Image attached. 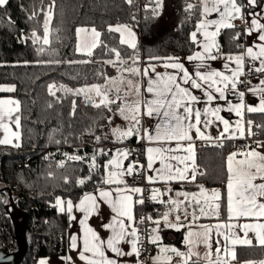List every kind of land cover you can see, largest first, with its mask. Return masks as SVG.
I'll list each match as a JSON object with an SVG mask.
<instances>
[{
  "label": "trees",
  "instance_id": "obj_1",
  "mask_svg": "<svg viewBox=\"0 0 264 264\" xmlns=\"http://www.w3.org/2000/svg\"><path fill=\"white\" fill-rule=\"evenodd\" d=\"M177 2V24L156 40H152L157 19L154 0H147L140 25L136 23L133 2L127 0H8L0 7V84H10L15 89L0 95L12 96L20 103L19 147L0 144V241L15 243L8 215L11 197L27 216L29 250L23 264H35L42 256L65 254L67 212L64 205V212L55 206L57 197L63 203L67 199L75 201L86 192L107 186L102 182L107 155L98 153L97 144L104 142L113 123L112 105L95 107L93 102H86L84 94L77 95L65 87L103 84V61H120L135 55L139 64L192 54L195 44L190 32L201 18L202 8L198 0ZM188 4L195 7L189 9ZM47 10L51 18L49 44L45 45L41 37ZM116 24L137 28L139 39L135 49L122 44L118 32L109 30ZM78 27H92L100 33L91 56L76 50ZM34 31L39 37L35 43ZM243 44L241 26L221 28L216 36L217 55H242ZM41 48L43 52L39 51ZM49 85H54V96L49 94ZM247 120L253 121L252 131L264 139V128L256 127L264 125V113L248 114ZM125 141L132 147V157L140 159L142 147L136 136ZM242 143L243 140L231 139L200 143L195 161L198 172L204 175L198 174L195 182L184 185L188 190H197L201 185L220 186L221 218L226 208L227 152ZM74 155L84 159H68ZM93 155L97 167L90 169ZM79 180L85 182L80 184ZM159 208L158 216L164 206ZM236 254L240 259H258L264 256V246L238 247Z\"/></svg>",
  "mask_w": 264,
  "mask_h": 264
},
{
  "label": "snow or ice",
  "instance_id": "obj_2",
  "mask_svg": "<svg viewBox=\"0 0 264 264\" xmlns=\"http://www.w3.org/2000/svg\"><path fill=\"white\" fill-rule=\"evenodd\" d=\"M8 0H0V7L5 6ZM131 3L132 0H127ZM257 0H247L248 5L255 4ZM203 5V14L211 12H218L221 19L217 20H204L201 21L191 34L193 42L200 43L197 39V33L202 29L205 42L203 44V51L196 52L193 56L187 59L199 60L201 64L197 65V68H201L205 59H216L217 57L212 54L213 49L216 48L215 37L218 34L220 27H234L231 23H225L226 19H243L241 9L244 5L239 3V0H201ZM221 5L223 10H221ZM51 7V6H50ZM195 5L188 4V8L192 9ZM33 16L35 13L32 14ZM31 18V17H29ZM50 20V13L46 15L44 25V37L43 43L49 44L48 39V23ZM209 26H215L216 31H208ZM252 28L248 30L251 34L253 29H259L260 41H264V24L258 22L256 18L252 19ZM110 31L120 32L123 36L121 26L115 28H109ZM77 52H86L87 55H92V50L97 46L96 42L89 43L86 28H77ZM91 34L94 40H98L100 33L95 28L91 29ZM130 31V30H129ZM85 33L84 39L80 40V34ZM34 43L39 39L36 32H33ZM238 38V36H237ZM122 44H129L130 47L135 49L136 45L125 39H121ZM258 51H254L253 47H248L244 55L228 56L229 61H234L236 69L231 71V75H225L218 71H196L190 74L185 68L184 64L169 57L165 60L164 67L177 70V74H160L156 73V78H149L147 81L146 92L151 95V98L138 99L136 101L129 102L127 98H123L122 105L119 107V114L124 119L129 120L130 127L126 130L120 128L113 129V134L117 136L118 140L127 139L128 137L137 134L141 131L140 124L143 116L158 117L159 122L155 125L154 129H144L143 134L140 135L141 140H147L149 144H156L158 146H149L146 148V167L148 170L155 173V175H149L147 177L149 183H154L157 180L169 183L172 181H188L195 182L197 175H204L203 172H198V166L195 161V147L193 143V137L191 135L194 130L198 139H211L206 136L202 131L201 125L204 129H207L210 125L219 121L223 124V131L220 133L218 140L235 138L237 133L241 138H244L247 131V136H255L257 133L252 131L253 121H247V130L245 131L244 113H264V43L257 46ZM39 51L43 52L41 48ZM112 51H116L113 49ZM119 59V53L116 52ZM245 56L251 60H259L260 66L254 67L257 73L262 74V78L259 82V86L250 91L254 95H259L260 100L258 106L246 105L244 102V92L237 93V85L239 76L243 74V65ZM158 59V58H154ZM87 62V61H83ZM59 63V61H57ZM123 63V61H121ZM137 61L133 60V64ZM229 66L226 64L225 68ZM133 75L141 74L138 67H129L126 69ZM151 71L155 72V66H151ZM149 69L143 70L142 75L148 76ZM182 74V75H181ZM129 88H134L137 96H140L141 88L139 85H134L133 81H128ZM189 85L190 87H185ZM206 86V87H205ZM63 87V86H62ZM54 85H49V94L55 95L53 91ZM191 89H202L204 96L206 97L205 103L209 107H205L203 111L196 107L201 102V98L195 95ZM231 89L234 94H238L240 102L232 104L228 101L229 107L226 109L229 112H235L239 119L236 121L235 128H232L230 122L220 115L222 109L220 107H210L214 100H227L226 91ZM4 91L12 92L14 87H8L2 89ZM72 91V90H67ZM112 89H105L103 86L92 85L90 87L77 89L75 94L91 93L95 92L97 97H101L99 103L94 104L95 107H109L115 104L118 100H122L119 95V89H116V100L110 98V92ZM218 94V95H217ZM86 102L91 103L92 97L86 96ZM51 107V105H49ZM20 103L14 99H0V130H3L4 136L0 139V144H11L13 140H19L20 134L11 128V124H15L16 128L20 127ZM257 128H264V125H257ZM99 139V137H97ZM172 142H175V147H172ZM185 142H187L185 144ZM256 148H249L247 151L232 152L227 157V214L229 221L240 218L253 219L256 222L243 223V224H216V225H201L200 231L189 230L186 235V242L189 245V252L187 255L184 252L179 251L175 247H161V256L154 258V264H172V257L166 255L169 251L175 253L177 257H181L179 264H190L193 255H196L191 251V245L193 244V237L196 241L202 242L206 247L211 249V233L215 229L218 237H223L224 244L221 246V241L217 239L216 243L218 247L215 251V260L211 259L212 253L209 252L206 257L208 264H230L227 259L221 257L220 253L223 249L225 256L231 255L232 259H235L234 247L236 245H252V240L248 238V233L251 231L255 234L256 241L259 245L264 246V222H260L264 218V152L258 151L259 148H264V142L256 141ZM15 147H19V144H14ZM222 146V145H221ZM101 155H107V153L101 149ZM130 152L128 150H117L116 155L109 159L104 168L106 170V177L103 179V183L109 186L116 185L115 188L109 187V189H99V198L107 202L116 214L113 217V221L110 224L105 225L106 228L111 230L112 235L109 236L107 241H104L100 236L88 225L87 221L89 216L96 210L97 197L93 194L86 193L80 200L79 204L73 205L71 200L67 201V211L71 213L73 208L76 207L79 211L84 213V218L80 220L82 226V241L83 248L80 250L79 258L84 261L85 264H118L116 259L110 258L106 255V250L115 253L119 256H131L135 254L139 256L140 249L138 248L139 236L138 229L131 226V224L125 221H134L132 209L135 204H143L142 193L144 189L140 187H129L125 184L123 177L130 176L137 171L143 169L144 165H138V163H129L127 167H124V160L129 159ZM240 157V158H237ZM70 160H82L80 156H69ZM92 163L89 165L90 169L97 167L96 156H92ZM159 161L160 167H154L155 163ZM173 161L175 163H173ZM62 166V164H61ZM90 179V177H89ZM259 181V182H258ZM84 180H79L78 183L83 184ZM123 185V187H121ZM171 191V189H169ZM140 194V199H134V197ZM162 195L159 189H153L151 199L160 203H166L170 205L167 212L163 214L161 220L167 227L177 228L182 227L179 223L180 217L176 216V223L169 221V215L173 211L179 212L181 207L187 215L189 207L192 208L193 220L198 219L196 216V210L203 216L216 215L219 216L220 209V191L218 189L211 190V194L208 195L207 190L201 185L199 193L189 194L187 192L177 193L178 196L182 195L183 200L169 199L164 201L159 199ZM56 206L59 207L61 212L65 211L63 207V201L58 197L56 200ZM207 206V207H206ZM74 219V217H71ZM145 218L141 217V221ZM147 219L151 220V217ZM161 220H156L154 223L159 225ZM129 228L131 231L129 232ZM239 228L244 232L243 238H241L234 229ZM227 229V231H223ZM153 232H157L158 228L152 229ZM77 236L71 237V247L77 248ZM152 243H157L160 237L154 236L150 238ZM130 243L131 251L125 252L120 247L121 243ZM71 259L70 257L68 258ZM39 264H48L44 259L39 261ZM192 264H199V260L192 262Z\"/></svg>",
  "mask_w": 264,
  "mask_h": 264
},
{
  "label": "crops",
  "instance_id": "obj_3",
  "mask_svg": "<svg viewBox=\"0 0 264 264\" xmlns=\"http://www.w3.org/2000/svg\"><path fill=\"white\" fill-rule=\"evenodd\" d=\"M198 2L200 3L201 8H202V16L198 20V22L196 23L195 28L190 32V38H191V34L194 31H196L197 25L201 21H204V20H209V21L217 20V21H219L221 19L218 12H211V13H208L206 15L203 14V5L201 3V0H198ZM163 3L165 4V9L162 11V13L160 15L159 14V12H160L159 7H160V4H163ZM177 3H178L177 0H154V4H155V6H157V19H156V22L154 24L152 40H156L158 38L165 36L177 24V22H178ZM239 3L241 5H244V7L241 9L242 14H243V19H241V18L226 19L225 23H231L234 26H236L237 22H240V24L243 28V33H244V44H243V54H242V55H244L246 53V50L248 47H253L254 51H258L257 46L264 43V41H260V39H259V35H260L259 29H253L251 34L248 33V30L253 27L252 26V19L253 18H256L259 23L264 24V0H257V2L255 4H252V5H248L247 0H239ZM221 10H223L222 5H221ZM221 28H224V27H220L219 30ZM216 30L217 29L215 26H209V28H208V31H216ZM203 32H204V30L202 29L200 32L197 33V39L200 41V43L194 42V44H195L194 52L190 55H187V56H181L176 60H178V62L184 64L185 68L189 71V73L193 74V75L198 70L204 71V72L214 70V71L224 73L225 75H231V71L236 69L235 62L229 61L227 59V57H218L216 48L213 49L212 54L215 55L217 58L214 60L213 59H205L203 61L201 68H199V69L197 68V65L201 64V61H199V60L190 61L187 59L188 57L193 56L196 52H198V51L202 52L203 51V44L205 42H207L205 40ZM76 33H77V31H76ZM138 39H139V35H138ZM191 40H192V38H191ZM215 41H216V37H215ZM216 47H217V45H216ZM76 48H77V35H76ZM238 55H240V54L232 55V56L235 57ZM136 59L137 58L135 57L134 59H132V61L130 60L129 65L133 64V60H136ZM164 63H165V60L154 61V62L146 61V62H141L139 64L136 63V65H140V71H141V74H140L141 75V99H143V98L150 99L151 98V95L146 92L147 81L149 78L155 79L156 73L177 74V70L172 69V68H165ZM121 64H122L121 60L120 61L114 60V61H111V63L110 62L105 63V67L107 66L106 67V79H107L108 75H113V73H115L116 70L119 69V67H122L125 65V64H122V65ZM226 64L229 66L228 68H225ZM114 65L116 67H114ZM151 66H155V72L151 71ZM259 66H260L259 60L253 61L250 58H248L247 56H245L243 71L249 67L254 69V67H259ZM146 68L149 69L148 76H143L142 75L143 70ZM259 75H260V78L256 81L254 80V81L249 82L247 84L238 83V85H237L236 92L237 93H239V92L245 93L244 102L246 105L258 106V104H259L260 96L258 94L254 95L253 92L250 91V89H253V88H256L259 86V82L262 78V74L259 73ZM106 79H105V81H106ZM239 81H240V76H239ZM90 86H92V85H90ZM90 86H87V87H90ZM184 86L190 87L189 85H184ZM8 87H13V85L0 84V92H8V91L2 90L4 88H8ZM105 89H112V88L108 87ZM112 91H113V89H112ZM112 91L109 94L111 99H113L112 93H114ZM191 91L195 95H197L198 97L201 98V102L199 104H197L196 107L200 108L201 111H203V109L205 107H209V105H207L205 103L206 97L204 96L202 89H191ZM87 94H88L87 96L92 97V102L94 104L99 103V100L101 99V97H97L95 92H91V93H87ZM225 94H226L227 100H219V99L214 100L212 102V104L210 105V107H220L222 109V111L220 112V115L223 116L225 119H227L230 122V125L232 128H235L236 121L239 119V117L236 116L235 112H229L226 109L229 107L228 101H231L232 104H236V103L240 102V98H239L238 94H234L231 89L226 91ZM0 99L17 100L14 97L9 96V95H0ZM248 114H251V113H247L245 111V113H244L245 131L247 130V121H248L247 115ZM18 115H19V113H18ZM142 120H143V122H142V124H143L142 134H143L144 129H154L155 125L159 122L158 117L150 118L147 116H143ZM11 128L15 131H18L20 134V130H19L20 127L17 129L15 124H11ZM201 128H202V131L205 132L206 136L211 137V139H204V140L198 139L196 137L195 131L193 130L191 135L193 137L195 153H196V147L200 143H220L224 140H230L227 138L223 139L222 141L217 139V137H219L220 133L223 131V128H224L223 124L219 121H216L215 123L210 125L207 129H204L203 125H201ZM3 136H4L3 130H0V139H2ZM138 140H139L141 147H142V157L140 159H138V158L135 159L134 157H132V155H131L132 147H128L127 150L130 152V156H129V159L127 160V162L129 164V163H136L138 161L141 163L140 165L145 166L143 169L137 171V173H135L133 175L140 174V177L144 183L150 184L153 187V189H159L162 193V195H160L159 199H161L164 196V197H166L167 201H169V199L183 200L184 197L182 195L178 196L177 193H184V192H187L189 194L199 193L200 188H198L197 190H188L184 187L185 184L190 183L188 181H183V182L172 181L169 183H165L163 181L157 180L154 183H149L147 177L149 175L154 176L155 173L148 170L146 167L147 161H146V151L145 150L149 146L155 147L158 145L149 144V142L147 140H141L139 137H138ZM231 140H243V138H241L239 136V134L237 133L236 137L232 138ZM256 141L264 142V139L258 138ZM17 143L18 144L20 143V137H19V140H13V143H11L9 145H14ZM186 143L187 142H185V144ZM171 146L175 147V142H172ZM255 148H256V143H255ZM117 150H118V148H117ZM258 151L264 152V148H259ZM112 153L113 152L111 150V152L109 154H107V156H106L107 159L105 162H107L109 160V158L111 159L112 157L115 156L116 153H113V154ZM108 155H110V156L108 157ZM237 158H240V157H237ZM135 160H137V161H135ZM226 162H227V159H226ZM173 163H175V162L173 161ZM154 167H156V168L160 167L159 161H157L155 163ZM104 173H105V170H104ZM126 177H129V176H124L123 180H125ZM126 185L129 187H140V188H142L141 185H139V184H126ZM226 185H227V181L224 184V190L226 192V208H225V214L222 218L220 217V213H219L218 217L214 214L208 215V216H203L200 214V212L197 209L196 210V212H197L196 216L198 217V219H196L194 221L192 213H190L188 211H187L186 217H182V215L179 214L180 211L178 213L173 211L169 215V221L172 223H176L177 221H176L175 215L179 214V217H180L179 223L181 225H183L182 227H179V230H177V228H170V227L166 226L163 229L162 234H160L158 232H153V231L151 232L150 238L158 235L160 237V240L157 243H152L150 240V242L152 243V246L154 248V251L148 257L149 264H154V258L162 255L160 253L161 247H169V248L175 247L176 249H178L181 252H184L187 255V253L189 252V245L186 242L187 232L189 230L200 231L201 225H216V224H228V223L243 224V223L256 222L253 219H245V218H240L239 220L233 219V220L229 221L228 214H227V187H226ZM109 187L115 188L116 185H111V186L107 185V186H104L103 188H100V189L107 190V189H109ZM121 187H123V185H121ZM203 187L207 190L208 195L211 194V190H213V189H218L221 193L220 186H212V187L203 186ZM169 189H171V191H169ZM98 190L86 192L89 194H93L97 197L96 210L89 216L87 223L100 236V238L102 240L107 241V239L109 238V236L112 235V233H111L110 229L105 227V225L112 223L113 217L116 214L113 212L112 208L110 207V205L107 202H105L104 200L99 198V191ZM86 193H84L78 200L74 201L71 199H67L65 201V203H63V205L66 208V212H67L66 252H65V254L54 255V256H42V257H39L37 259L35 264H39V261L41 259L46 260L48 262V264H85V262L80 260V258H79L80 250H82V248H83V241H82L83 232H82V226L80 224V220L84 218V213L79 211L76 207H74L73 211L71 213H69L67 211V201L71 200L73 202V205L75 206V205L79 204L81 198ZM156 202H158V201H156ZM162 205L164 206V211L162 212V214L160 216H157L155 218V221L161 220V217L163 216V214L165 212H167L169 207H170V205H168L166 203H164ZM181 209H182V207H181ZM132 212H133V216H134V207L132 209ZM71 217H74V219H72ZM125 222L128 224H131V226L135 227L134 221L129 222L126 220ZM161 222H163V221L161 220ZM260 222H264V218H262ZM156 226H157V224H156ZM130 231H131V228H129V232ZM223 231H227V229H223ZM234 231L241 238H243L244 232L242 230H240L239 228H236V229H234ZM72 236H77V238H78L77 239V248H75V249H73L71 247V237ZM179 238H181L182 240L178 241ZM248 238L252 240V245H236L234 247L235 259H232L230 254L228 256H225L223 249L221 250V253H220L221 257L224 259H227L230 262V264H264V256L259 257L258 259H253V258L240 259L237 257L236 251H237L238 247L261 246L257 243L256 238H255V234L253 232L250 231L248 233ZM217 239H219L221 241V246H222L224 244L223 237L222 236L218 237L215 229H213V231L211 233V240H210L211 249H209L202 242L196 241V238L193 237L194 242L191 245V251L193 253H195L196 255L192 256L190 264H192V262L197 261V260H199V264H208L206 257L208 256L209 252L212 253L211 259L215 260V258H216L215 257V251H216V248L218 247V245L216 243ZM182 246H183V249H182ZM120 247L125 252L131 251V244L130 243H123L122 242ZM106 255H108L112 259H116L118 261V264H138L137 256L135 254H133L131 256L125 255V256L117 257L115 253H112L111 251L106 250ZM166 255L171 256L173 258L172 264H179V262L181 261V257H177L175 255V253H173L171 251L166 253ZM69 257L71 258L70 260L68 259Z\"/></svg>",
  "mask_w": 264,
  "mask_h": 264
},
{
  "label": "rangeland",
  "instance_id": "obj_4",
  "mask_svg": "<svg viewBox=\"0 0 264 264\" xmlns=\"http://www.w3.org/2000/svg\"><path fill=\"white\" fill-rule=\"evenodd\" d=\"M164 3L163 4H160V7H159V11H160L159 14L160 15H161L162 11L165 9V4ZM49 13H50V18H51V12L49 10H47L45 12V15H44V21H43V36L41 37V40L42 41H43V37H44V34H45V32H44L45 19H46V15L49 14ZM49 26H50V20H49V23H48V32H49ZM117 26H121L122 27V31H123V36L121 35L120 32H118L119 33V36H120V39L123 38V39L128 40L130 42H133L135 44L137 43V41H138V35H139L138 34V31H137V28L132 27V26H126V25H123V24H116V25L113 26V28H115ZM78 28H86V29L89 30V32L87 33V38H88L90 44L93 43V42L98 43L99 37H98V40H94L93 37H92L91 31H90L91 29H93L92 27H78ZM76 35H77V33H76ZM85 35H86L85 33H81L80 34V40L81 41L84 39ZM77 44H78V37H77ZM82 53H86V52H82ZM134 58H135V55H134V57L124 58L123 60H121V61H123L122 64H125V65L122 66V67H119V69H117L116 72L113 73V75H108L106 81L103 84L99 85V86H103L104 88L111 87L113 89V91H112V92H114V93H112L113 94V100H116V96H117L116 89L118 88L119 89V95L122 98V100H118L115 104H112L111 119H112V122L113 123L107 129V132H106L107 136H106V139L104 140V142L101 143V144H97V146H99L98 147V149H99L98 150V153L99 154H100V150L101 149H103L107 154H109L111 152V150H112L113 153H116L117 152V148H118V150H127V148L129 147V145H127L125 143L126 142L125 141L126 139H123V140H118L117 139V136L113 134V129L120 128L122 130H126V129H128L130 127L129 120L124 119V117L119 114V107L122 105L123 98L126 97L129 102H132V101H136L138 99H141V93H140V96H137L134 88H131L130 89L129 88V85H128V81L131 80V81H133L134 85H139L140 88H141V75L140 74L133 75L132 73H130V72H128L126 70L129 67H138L140 69V65H136V64H130L129 65L130 60L132 61V59H134ZM103 62H106V63L107 62H110L111 63V60L110 61H103ZM114 67H116V66L114 65ZM86 87L87 86L80 87V88L65 87V89L72 90L73 92H75V90H77V89H82V88H86ZM81 94H84L85 96L88 95L87 93H83V92ZM142 118H141V124L139 126L140 129H141V131L138 132L137 134H134L136 136L137 140H138V137H140V135H142V128H143V124H142L143 120H142ZM131 153H132V151H131ZM109 156L110 155H108V157ZM106 159H105V161H106ZM127 160H124V162H123L125 168L128 165ZM135 161H137V160H135ZM136 163H138V165L141 164L138 161ZM106 175H107V173H106V170H105V173L103 174V179L106 177ZM57 198H56V200H57ZM56 200H55V206H56ZM56 207L59 209L58 206H56ZM187 211L190 212V213L193 212V210H192L191 207H189ZM198 211H199V209H198ZM179 214L182 215V217H186V214H185V212L183 210V207L180 210ZM179 214H176L175 216H177ZM165 227H166V225L164 224V222H161L159 225L156 226V228H158V231L157 232L160 233V234H162L163 229ZM2 251L3 252H7V251H4V250H2Z\"/></svg>",
  "mask_w": 264,
  "mask_h": 264
},
{
  "label": "built area",
  "instance_id": "obj_5",
  "mask_svg": "<svg viewBox=\"0 0 264 264\" xmlns=\"http://www.w3.org/2000/svg\"><path fill=\"white\" fill-rule=\"evenodd\" d=\"M132 2L137 11L136 23L140 25L141 13L147 6V0H132ZM236 26H241L240 22H237ZM250 69L253 68L251 67L246 68L243 71V74L240 75V81H241L240 84H247L254 80H258L260 78L259 73ZM257 139H258V133L255 136L248 137L246 131V135L243 138V143L232 147L231 149L228 150L227 153L230 154L232 152H242L249 150V148H255V141ZM124 182L126 184H139L141 185L142 189H144L142 193V198L144 200V203L134 205V225L138 229V236L140 238L139 243L137 245L138 248L140 249V254L139 256H137L138 264H149L148 257L154 251L152 243L150 242V235L152 229L156 227V223H154L153 215L159 212L160 209L159 206L162 203L160 202L158 203L155 200L151 199L153 187L148 183H144L140 177V174L126 177ZM140 198L141 195L138 194L134 199H140ZM161 200L166 201L167 199L166 197H162ZM141 217H144L145 219L141 221ZM148 217H151V220L147 219ZM14 244L15 243L12 240H10L9 242L0 241V248H4L7 252H12L15 248Z\"/></svg>",
  "mask_w": 264,
  "mask_h": 264
},
{
  "label": "water",
  "instance_id": "obj_6",
  "mask_svg": "<svg viewBox=\"0 0 264 264\" xmlns=\"http://www.w3.org/2000/svg\"><path fill=\"white\" fill-rule=\"evenodd\" d=\"M10 204L11 210H9L8 215L10 216L12 234L15 239L16 247L12 252L0 251V264H23L29 250V240L27 238V216L14 205L11 197Z\"/></svg>",
  "mask_w": 264,
  "mask_h": 264
},
{
  "label": "bare ground",
  "instance_id": "obj_7",
  "mask_svg": "<svg viewBox=\"0 0 264 264\" xmlns=\"http://www.w3.org/2000/svg\"><path fill=\"white\" fill-rule=\"evenodd\" d=\"M145 10V9H144ZM256 81V80H255ZM229 150V149H228ZM164 197V196H163ZM167 201V200H166ZM162 204H164V203H162ZM162 204L160 205V206H162ZM162 208V207H161ZM160 211V210H159ZM23 212V211H22ZM23 213H25V212H23ZM159 215V213H156V214H154L153 215V219H154V221H155V218L157 217ZM15 240V239H14ZM16 247V246H15Z\"/></svg>",
  "mask_w": 264,
  "mask_h": 264
}]
</instances>
